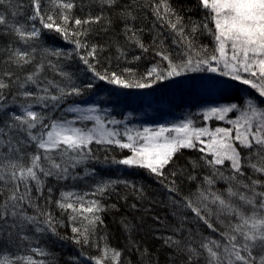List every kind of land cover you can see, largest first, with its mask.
<instances>
[{
	"label": "snow or ice",
	"instance_id": "6c2138e0",
	"mask_svg": "<svg viewBox=\"0 0 264 264\" xmlns=\"http://www.w3.org/2000/svg\"><path fill=\"white\" fill-rule=\"evenodd\" d=\"M47 3L0 0V264H264V0ZM144 60V72L129 66ZM197 77L204 91L243 94L204 107L199 125L142 129L74 99L101 83L121 95ZM184 151L199 155L181 163ZM94 163L143 170L161 191ZM69 242L77 252L58 256Z\"/></svg>",
	"mask_w": 264,
	"mask_h": 264
},
{
	"label": "rangeland",
	"instance_id": "374dc122",
	"mask_svg": "<svg viewBox=\"0 0 264 264\" xmlns=\"http://www.w3.org/2000/svg\"><path fill=\"white\" fill-rule=\"evenodd\" d=\"M218 79V78H212ZM193 87L189 88L186 85L177 86L174 83L167 84L166 88L161 91H155L150 96L142 93H137L130 101L137 107L134 110H127L120 115L116 113L110 114L107 99H103L102 94L96 95L89 102H84L82 107H87L95 103L101 108V114L107 111L108 118H114L124 121L128 127L134 129H142L143 127L156 128L161 125L171 126L174 123H179L186 118H192L196 113L202 111L204 107L212 106L223 100L225 96H234L236 93L243 94V90L233 87L231 90H211L204 91L201 88V79L199 77L190 81ZM166 85V84H165ZM141 97V98H140ZM102 100V101H101ZM140 102L141 105L138 104ZM127 118V119H126ZM196 123L199 125L202 120L195 116ZM212 127L217 126L216 121H211ZM91 126V125H89ZM114 178H126V174L134 173L137 169L116 168ZM128 172V173H127ZM111 178V177H106ZM86 190V189H84ZM83 189L80 191H84Z\"/></svg>",
	"mask_w": 264,
	"mask_h": 264
},
{
	"label": "trees",
	"instance_id": "16d2710c",
	"mask_svg": "<svg viewBox=\"0 0 264 264\" xmlns=\"http://www.w3.org/2000/svg\"><path fill=\"white\" fill-rule=\"evenodd\" d=\"M24 2L27 3V0H24ZM184 2L187 4H192V3H194V0H184ZM42 3L46 9L49 7L47 0H42ZM173 4L174 5L176 4V0H173ZM75 11H76V15H81V16L83 15V13L79 10V7ZM189 15H191L194 18L198 17V14L196 12H187L186 11L185 12L186 19ZM140 23L142 25H144L146 27V29L152 27L153 17L151 15V12H149L147 10V8H145L144 11L141 13ZM45 35L48 37V39H47L48 45H53V44L62 45V47L65 50H68L71 48L70 45L63 44V42L58 37H56L54 34L45 33ZM89 39H100V37L90 36ZM145 39L147 40L148 37L145 36ZM201 39L203 40L204 43L208 42V39L206 37H202ZM104 55L107 56L108 54L105 53ZM104 63H105V67H107L108 66L107 62H104ZM150 63L151 62L149 60H144L139 65H129V66L133 67V68H138L139 72H144L146 70V66L149 65ZM76 64H78V61L76 62ZM75 66L76 65L74 64L73 67H75ZM115 66H116V62H115V60H113L112 61V67L115 68ZM167 84L170 85L171 83H166V85L160 84V85H157L154 89H150V90H143V91L131 90V91H127L126 94L112 95V94H110V91L119 93L120 90L111 89V86H108V85L101 83L99 86L98 94L94 95L91 93H87L83 97L74 98V99H77L79 101V104L83 105L84 102H89L90 99L94 98L96 95L102 94L101 95V96H103L102 98L105 100L107 99V102H108L107 106L110 107V114L116 113L115 116H117V115H120L121 113H123L124 111L134 110V108L137 107V106H135L136 103L133 104L130 101L131 99H133L136 96L137 93H142V94L145 93L144 95L150 96L151 93H153L155 91L158 92V91H161L164 88H166ZM106 89H109L110 91H106ZM138 104L141 105L140 102H138ZM56 115H58V116L63 115V113L58 112V113H56ZM93 147L95 148L96 146H93ZM97 155L101 158V160H103L104 153L102 151L97 152ZM113 155L119 156L120 155L119 150H115L113 153H111L109 155V160L112 158ZM124 155H127V153L125 152ZM198 155H199V153H196V152L184 151L183 154L180 157H178V159L181 163H184L186 158L196 157ZM92 167H95V168H98L101 170H104V169L111 167V171L106 174L105 178L106 177L114 178L115 172H117L116 166H110V165L103 164V163H94L92 165ZM126 178H128V180H130V181L136 182L138 185H143L145 188H147L149 190L150 194H157L161 191L159 185L155 182V178L149 176L143 170L137 169L134 173L130 172V173L126 174ZM221 187H223V185H221ZM77 188H78V190L87 189L86 182H80L78 184ZM156 198L160 199L161 197L159 195H157ZM158 211H160V210L158 209ZM161 214H163V212H161ZM115 219L116 218L113 217L111 214L105 215V222L108 226L107 234L110 236V243L113 246L122 248L123 247V240L121 238V234L118 230L117 224L115 223ZM60 232L62 234H64L66 232H69V230L62 227L60 229ZM69 234H70V232H69ZM55 247L57 249L56 254L58 256L64 258V259H67L68 255L70 253L75 254L77 252V246L71 244L70 242L64 243L62 247L60 244H57ZM84 251H85V253H87L90 251L94 252L95 250L94 249H85ZM129 256H130V254L126 253L125 259H128ZM133 259H134V257H133ZM79 260H84V257L83 256L79 257ZM84 264H87L86 260H84Z\"/></svg>",
	"mask_w": 264,
	"mask_h": 264
}]
</instances>
